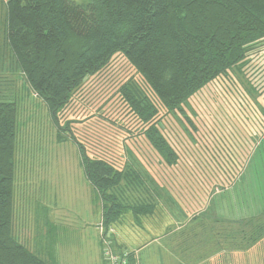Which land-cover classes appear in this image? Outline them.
Listing matches in <instances>:
<instances>
[{
  "label": "trees",
  "instance_id": "16d2710c",
  "mask_svg": "<svg viewBox=\"0 0 264 264\" xmlns=\"http://www.w3.org/2000/svg\"><path fill=\"white\" fill-rule=\"evenodd\" d=\"M5 5L11 66L48 107L58 139L77 146L107 227L124 223L128 215L136 223L152 215L165 187L131 149L123 157L100 143L91 154L86 136L75 132L81 122L62 125L60 116L87 79L122 54L166 114L185 116L186 102L241 69L264 43V0H6ZM3 78L0 73V264H56L49 252L32 251L13 232L18 104L1 94ZM144 83L131 77L120 92L153 150L166 165H177L180 156L161 130V110ZM88 141L94 145L91 137ZM238 176L223 185L214 179L208 196ZM260 230L263 239L264 224Z\"/></svg>",
  "mask_w": 264,
  "mask_h": 264
},
{
  "label": "rangeland",
  "instance_id": "374dc122",
  "mask_svg": "<svg viewBox=\"0 0 264 264\" xmlns=\"http://www.w3.org/2000/svg\"><path fill=\"white\" fill-rule=\"evenodd\" d=\"M5 2L0 0V73L6 84L1 94L18 104L13 232L32 251L41 255L49 252L56 264H107L103 257L101 201L85 176L80 152L71 140L58 139V127L48 107L21 72L11 66V55L5 47ZM131 77L145 81L124 55H115L105 70L87 79L60 116L62 125L71 119L81 122L74 126L75 132L81 138L86 136L91 154L94 152L90 149L101 143L123 157L126 149L135 150L154 170L181 173L192 169L193 173L188 170L184 174L162 175L170 178L166 179L168 186L174 187L172 201L177 206L170 208V213L183 222L204 209L201 201L214 179L217 185L227 184L247 167L246 177L260 187L264 197V43L248 56L241 69L211 82L186 102L185 116L182 111L166 114L153 88L144 83L161 110V130L180 156L175 168L166 166L150 146L126 96L120 92ZM187 117L194 120L196 127L189 124ZM90 137L94 145L88 141ZM167 204L166 213L151 226H135L133 216L128 215L123 224L112 227L127 247L141 249L156 240L159 226L168 215ZM203 220V216L196 219L197 223ZM256 223L241 224L243 232L250 230V234L243 233L239 225L245 245L262 241L258 239L262 224L258 228ZM163 242L148 244L151 248L145 246L139 257L141 264H157L150 251H156Z\"/></svg>",
  "mask_w": 264,
  "mask_h": 264
},
{
  "label": "crops",
  "instance_id": "0c3cea01",
  "mask_svg": "<svg viewBox=\"0 0 264 264\" xmlns=\"http://www.w3.org/2000/svg\"><path fill=\"white\" fill-rule=\"evenodd\" d=\"M134 154L158 184L165 188L163 196L157 198L158 205L155 212L150 216L143 217L140 223H136L134 220L133 225L143 228L147 224L151 226L153 222H159L163 213H166V206H164L166 203H168V215L165 214L167 218L159 226L161 230L157 233L156 240L144 244L141 249H131L117 236L115 249L127 248L137 251L140 257L145 246V248L148 246L151 248L148 244L163 240L161 247H158L156 251H150L155 256L157 264H264V239L257 244L248 243L245 245L243 238L239 235V225L241 224H254L255 222H258L256 226L264 224V197L260 187L253 183L250 177H246L248 167L242 172H238L240 176L232 185H227L221 192L217 191L203 198L201 202L204 209L193 214L187 222H183L181 218L176 219L170 213V208L173 210L177 206V203L172 201V196H175L171 193L174 187L168 186L166 179L170 178L162 176L180 172L167 169L154 170L148 161L145 162L142 156L137 155L135 150ZM159 157L161 158L160 155ZM177 165L169 167L175 168ZM188 170L193 173L190 168L181 171V173H188ZM202 216L203 222L197 223L196 219ZM220 223L221 226H219ZM226 223L231 224L230 228H225L223 224ZM257 227L259 228L260 225ZM187 229L188 232H185ZM234 229L237 230L236 233H234ZM243 229L242 226V232ZM243 233L250 234L251 231Z\"/></svg>",
  "mask_w": 264,
  "mask_h": 264
},
{
  "label": "built area",
  "instance_id": "2783aa9c",
  "mask_svg": "<svg viewBox=\"0 0 264 264\" xmlns=\"http://www.w3.org/2000/svg\"><path fill=\"white\" fill-rule=\"evenodd\" d=\"M115 234V238L112 236ZM101 235L105 236L103 241V257L107 264H140L139 253L128 249H115L114 240L117 237L112 226L101 225Z\"/></svg>",
  "mask_w": 264,
  "mask_h": 264
}]
</instances>
